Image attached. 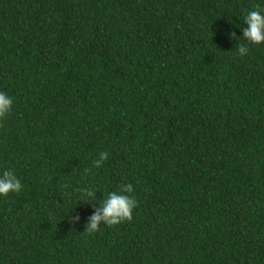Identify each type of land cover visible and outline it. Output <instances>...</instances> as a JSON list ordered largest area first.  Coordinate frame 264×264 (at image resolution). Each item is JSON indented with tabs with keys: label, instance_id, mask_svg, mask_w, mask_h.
<instances>
[{
	"label": "trees",
	"instance_id": "obj_1",
	"mask_svg": "<svg viewBox=\"0 0 264 264\" xmlns=\"http://www.w3.org/2000/svg\"><path fill=\"white\" fill-rule=\"evenodd\" d=\"M255 5L0 0V170L22 184L0 264H264V41L236 51ZM124 183L131 218L88 231Z\"/></svg>",
	"mask_w": 264,
	"mask_h": 264
},
{
	"label": "clouds",
	"instance_id": "obj_2",
	"mask_svg": "<svg viewBox=\"0 0 264 264\" xmlns=\"http://www.w3.org/2000/svg\"><path fill=\"white\" fill-rule=\"evenodd\" d=\"M243 22L245 26L241 30V35L244 37V42L240 43L236 49L239 55L248 53L249 44L257 45L264 41V7L253 6L244 15ZM230 36L235 38L236 33L231 32ZM12 103L13 98L6 91L0 90V118L9 113ZM107 155L104 151L99 152L94 164L100 166L107 159ZM21 188V181L11 168L0 170V196H6L9 192L19 193ZM132 192L131 183L121 184L118 190L108 191L98 203L99 206L88 217L86 229L95 231L101 224L100 222L111 226L121 220L130 219L137 203L135 196L129 195ZM80 195L81 200L87 201V198L95 197V190L92 187H85L80 189Z\"/></svg>",
	"mask_w": 264,
	"mask_h": 264
}]
</instances>
